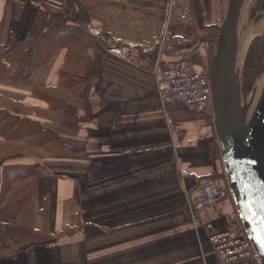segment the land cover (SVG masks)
<instances>
[{"label": "crops", "instance_id": "1", "mask_svg": "<svg viewBox=\"0 0 264 264\" xmlns=\"http://www.w3.org/2000/svg\"><path fill=\"white\" fill-rule=\"evenodd\" d=\"M77 10L89 13L101 65L76 104L78 126L58 124L51 150L34 125L51 114L35 91L65 90L68 48L36 57L37 36L50 46L57 20L89 32ZM206 30L216 34L198 36L192 0H0V264H216L199 223L228 226L234 203L221 199L197 222L188 208L207 179L227 184L212 112L163 105L145 66L194 50L209 73L217 29ZM29 50L39 65L26 75L30 60L12 54L21 63Z\"/></svg>", "mask_w": 264, "mask_h": 264}, {"label": "water", "instance_id": "2", "mask_svg": "<svg viewBox=\"0 0 264 264\" xmlns=\"http://www.w3.org/2000/svg\"><path fill=\"white\" fill-rule=\"evenodd\" d=\"M249 1L227 0L225 13L217 24L207 21L208 12L212 13L213 9L209 10L211 0H192L198 29H217L209 72L215 133L237 216L257 258L264 264V246L253 238V225L246 218L245 208L249 199L264 197V85L255 104L258 85L242 103L243 60L240 63L238 57L240 27ZM263 19L257 21L247 39L249 43L243 59L255 37L262 35L259 33L261 30L256 29Z\"/></svg>", "mask_w": 264, "mask_h": 264}, {"label": "built area", "instance_id": "3", "mask_svg": "<svg viewBox=\"0 0 264 264\" xmlns=\"http://www.w3.org/2000/svg\"><path fill=\"white\" fill-rule=\"evenodd\" d=\"M145 66L156 77L157 88L163 105L179 103L189 111L204 112L211 108V88L206 73L197 70L190 62L175 60L164 63L157 60ZM174 126L171 125V129ZM228 192L215 179H207L198 188V196L188 199V208L196 215L216 208ZM199 227L206 232L213 247L216 264H261L255 250L246 236L241 223L232 221L219 228L212 221H202Z\"/></svg>", "mask_w": 264, "mask_h": 264}, {"label": "trees", "instance_id": "4", "mask_svg": "<svg viewBox=\"0 0 264 264\" xmlns=\"http://www.w3.org/2000/svg\"><path fill=\"white\" fill-rule=\"evenodd\" d=\"M255 12H260L259 18H261V13L264 12V0H256L255 1ZM73 9V6H71ZM76 14L78 16H83L85 21L87 31L83 28L79 27L80 34L76 33V36L70 29L68 30L64 27L65 21L64 20H57L56 25L51 27L47 26L48 29L45 31L44 39L47 40L51 38V45L50 46H43V36L39 34L37 39H39V47L38 51L34 54L36 57H45V60L49 59L55 49L65 45L68 48V54L66 59V64L64 73L69 74L66 75V80L61 83V86L65 88V90H36L35 92L37 95L45 100L49 105L50 113L54 114L56 119L50 115L49 116V124L45 122L44 124L35 120H30L29 118H21L19 120L20 123L24 124V122L34 121L38 123H34V125L38 126V129L41 131L44 136V140L48 136L50 140V149L52 150L53 141L58 139V132L53 130L52 124L57 126L60 124L67 128H76L78 126V112L76 109V104L78 102H88V97L90 94L91 85L89 84L90 78L97 75V71L99 66L101 65V54L96 50L94 46L93 40H91L92 33L89 30V13L86 10H77ZM57 27L60 30H57ZM63 39V40H62ZM66 39V40H64ZM95 47V56L93 59L89 61L86 59V52L91 47ZM263 52L264 55V37L255 38L254 41L251 43L249 51L247 53V62L246 68L247 71L250 68V63H253L255 58V54L257 51ZM13 60L21 66L26 65V61L30 60L29 69L24 70L26 71V75L29 73L28 71L34 69L35 66H38L39 63L33 61V52L28 51L26 54L22 53L21 55V63H20V53L18 54L15 51L13 54ZM32 56V58H30ZM262 57V56H261ZM69 76V77H68ZM246 79H248L246 77ZM18 112H21L18 109ZM7 126H4L2 130H4ZM22 127V126H21ZM26 128V127H25ZM24 128V129H25ZM1 134L4 132L0 131ZM48 134V135H47ZM7 147L4 149L0 145V152L7 150ZM56 153V152H55ZM51 153V154H55ZM4 162V157L0 158V165ZM223 173H221L220 177L223 179ZM216 180V178H213ZM226 185H224L225 187ZM23 191H18V193H23ZM2 192L0 190V199H1Z\"/></svg>", "mask_w": 264, "mask_h": 264}, {"label": "rangeland", "instance_id": "5", "mask_svg": "<svg viewBox=\"0 0 264 264\" xmlns=\"http://www.w3.org/2000/svg\"><path fill=\"white\" fill-rule=\"evenodd\" d=\"M85 1L88 2L91 0H85ZM255 1L256 0H250L249 3H247V6L243 12V19H242V23H241V27H240V33H239V50L241 48V45L251 36V32L253 31L252 29L256 26L257 21H260V19L262 17H264V12H263V13H261V15H262L261 18H258L257 20H255V17L260 15L259 12L257 14L255 13V8H256ZM224 2H225V0H211V5H210L209 10H211L212 8L213 9H212V13L208 12L209 19L207 21L209 23L219 24L221 22V18L225 13V8L223 7ZM211 33L216 34L215 31L204 30V31H200L198 33V36L199 37L202 36L204 38V37H207V35H210ZM259 33L262 35H260V36L256 35L257 37H255V38H258L261 36L264 37V29L261 30ZM198 36H196V37H198ZM93 39H94V37L91 36V40H93ZM64 40H66V39H64ZM248 51H249V49H248ZM192 52H194V50H189V53L185 54V57H186L185 60L196 64L195 58L192 57V55H193ZM246 57H247V55H246ZM180 59H183V58H180ZM148 62L153 63V61H148ZM246 62H247V59L246 58L243 59V65H242V103H244L250 97L252 90L254 89L255 86L258 85L259 81L264 76V55H263V52L260 53V51L258 49L257 53L255 54V58L253 60V63L252 64L250 63V68L248 69V71L246 68ZM246 77L248 79H246ZM50 115H52L56 119L54 114L51 113ZM58 126L59 125L57 124V126L54 127L53 129L58 130ZM13 235H14V233H13Z\"/></svg>", "mask_w": 264, "mask_h": 264}, {"label": "snow or ice", "instance_id": "6", "mask_svg": "<svg viewBox=\"0 0 264 264\" xmlns=\"http://www.w3.org/2000/svg\"><path fill=\"white\" fill-rule=\"evenodd\" d=\"M247 216L253 225L254 239L264 246V197L259 200L249 199L245 204Z\"/></svg>", "mask_w": 264, "mask_h": 264}, {"label": "bare ground", "instance_id": "7", "mask_svg": "<svg viewBox=\"0 0 264 264\" xmlns=\"http://www.w3.org/2000/svg\"><path fill=\"white\" fill-rule=\"evenodd\" d=\"M263 28H264V19L259 23L258 28L256 29V31H260V30H262ZM248 43H249V40H246V41L241 45V48H240V50H239V52H238V53H239L238 57H239V62H240V63L242 62L243 57L245 56V53H246V50H247V47H248ZM263 85H264V76H263V78L261 79L260 83H259L258 86H257V90H258V91H257L256 96H255L254 104H255V102L257 101L258 97H259V94H260V92H261V89H262Z\"/></svg>", "mask_w": 264, "mask_h": 264}, {"label": "flooded vegetation", "instance_id": "8", "mask_svg": "<svg viewBox=\"0 0 264 264\" xmlns=\"http://www.w3.org/2000/svg\"><path fill=\"white\" fill-rule=\"evenodd\" d=\"M256 14L258 13V11H256L255 12ZM260 13V12H259ZM259 16V15H258ZM255 17V20H257L259 17ZM206 65H204V66H202L203 68H202V70H204V71H207V67H205ZM208 72V71H207Z\"/></svg>", "mask_w": 264, "mask_h": 264}]
</instances>
